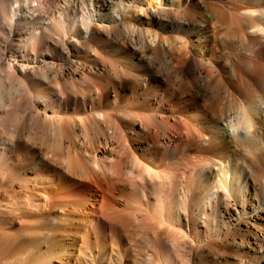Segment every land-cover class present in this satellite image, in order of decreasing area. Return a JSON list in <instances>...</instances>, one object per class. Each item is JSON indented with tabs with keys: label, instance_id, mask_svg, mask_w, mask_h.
I'll list each match as a JSON object with an SVG mask.
<instances>
[{
	"label": "bare ground",
	"instance_id": "1",
	"mask_svg": "<svg viewBox=\"0 0 264 264\" xmlns=\"http://www.w3.org/2000/svg\"><path fill=\"white\" fill-rule=\"evenodd\" d=\"M0 264H264V0H0Z\"/></svg>",
	"mask_w": 264,
	"mask_h": 264
}]
</instances>
